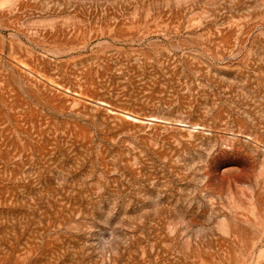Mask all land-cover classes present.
<instances>
[{
	"label": "rangeland",
	"instance_id": "1",
	"mask_svg": "<svg viewBox=\"0 0 264 264\" xmlns=\"http://www.w3.org/2000/svg\"><path fill=\"white\" fill-rule=\"evenodd\" d=\"M0 264H264V0H0Z\"/></svg>",
	"mask_w": 264,
	"mask_h": 264
}]
</instances>
